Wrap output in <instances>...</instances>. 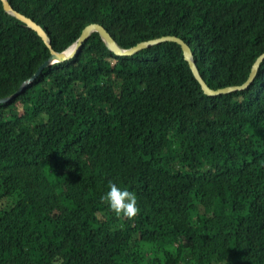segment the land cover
Listing matches in <instances>:
<instances>
[{
  "label": "trees",
  "instance_id": "1",
  "mask_svg": "<svg viewBox=\"0 0 264 264\" xmlns=\"http://www.w3.org/2000/svg\"><path fill=\"white\" fill-rule=\"evenodd\" d=\"M8 1L56 52L91 24L123 49L176 36L213 90L264 53V0ZM50 57L0 0V100ZM109 182L134 217L101 200ZM0 199V264H264V61L208 96L179 44L118 56L93 33L0 104Z\"/></svg>",
  "mask_w": 264,
  "mask_h": 264
},
{
  "label": "water",
  "instance_id": "2",
  "mask_svg": "<svg viewBox=\"0 0 264 264\" xmlns=\"http://www.w3.org/2000/svg\"><path fill=\"white\" fill-rule=\"evenodd\" d=\"M3 3V7L5 12L8 14L16 17L18 20L23 22L26 26L37 32V34L43 39L47 47L51 51V57L45 61L39 69L36 71V73L28 79L26 82H24L20 88L11 96L1 99L0 104H7L18 98L21 94H23L28 86L35 81L43 72L44 69L47 67L53 65L54 63H62L65 61H68L72 59L76 54L79 53L81 50L84 42L93 34V33H98L101 37V39L104 41V43L107 45V47L115 54L118 56H132L136 54L137 52L149 48L151 46H154L156 44L162 43V42H174L177 43L181 46L183 53H184V58L188 62L195 78L197 81L200 83L203 91L205 92L206 95L208 96H217L221 94H228L236 91H242L247 89L255 80L258 70L264 61V53L256 60V62L253 64L251 72L249 74L248 80L242 85V86H234V87H227V88H222L218 90H213L208 87L202 76L200 75L199 69L197 67V62L194 58V54L191 50V47L182 39L176 37V36H164L155 40H150L147 42H142L138 44L135 47H132L130 49H123L121 48L116 41L111 37V35L107 32V30L98 24H91L87 26L81 33L79 39L66 51L64 52H56L52 46H51V40L45 30L38 25L36 22H34L32 19L26 17L25 15L19 13L18 11L14 10L11 4L9 3L8 0H1Z\"/></svg>",
  "mask_w": 264,
  "mask_h": 264
},
{
  "label": "clouds",
  "instance_id": "3",
  "mask_svg": "<svg viewBox=\"0 0 264 264\" xmlns=\"http://www.w3.org/2000/svg\"><path fill=\"white\" fill-rule=\"evenodd\" d=\"M108 208L117 216L134 217L138 211L137 195L127 187H122L116 182H109L108 189L101 196Z\"/></svg>",
  "mask_w": 264,
  "mask_h": 264
},
{
  "label": "rangeland",
  "instance_id": "4",
  "mask_svg": "<svg viewBox=\"0 0 264 264\" xmlns=\"http://www.w3.org/2000/svg\"><path fill=\"white\" fill-rule=\"evenodd\" d=\"M95 169L98 170L100 167L98 164L94 165ZM9 203V199H0V208L7 206Z\"/></svg>",
  "mask_w": 264,
  "mask_h": 264
}]
</instances>
